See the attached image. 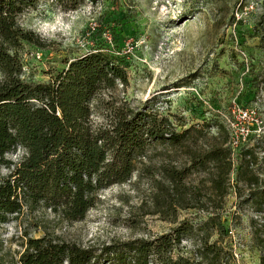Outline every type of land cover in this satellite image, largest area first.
Masks as SVG:
<instances>
[{
	"label": "rangeland",
	"instance_id": "1",
	"mask_svg": "<svg viewBox=\"0 0 264 264\" xmlns=\"http://www.w3.org/2000/svg\"><path fill=\"white\" fill-rule=\"evenodd\" d=\"M19 22L45 44L23 42L17 51L26 82H47L73 59L96 51L126 68L128 85L118 83L93 101L94 126L107 122V107L113 104L169 116L178 130L215 123L218 109L235 104L253 106L261 121L254 148L260 184L254 190L236 180L241 154L235 150L226 193L217 192L209 171L195 172L186 180L192 207L176 206L164 168L187 166L189 155L156 145L137 161L129 181L100 192L84 219L70 223L51 211L36 214L49 231L101 247L153 239L188 221L194 235L182 240L177 253L193 257L200 239L209 237L224 248L229 264H260L255 231L264 233V212L251 194L264 189V0H86L77 10L41 0ZM209 131L215 136L218 128ZM211 142L203 140L200 150ZM22 154L18 149L9 157L18 160ZM164 191L170 204L163 201ZM32 217L1 226L0 264H17L24 226L35 237L44 233Z\"/></svg>",
	"mask_w": 264,
	"mask_h": 264
},
{
	"label": "trees",
	"instance_id": "2",
	"mask_svg": "<svg viewBox=\"0 0 264 264\" xmlns=\"http://www.w3.org/2000/svg\"><path fill=\"white\" fill-rule=\"evenodd\" d=\"M40 1L0 0V228L34 215V227H42L44 232L35 237L30 226H24V249L17 264H229L224 248L210 242L209 237L200 239L193 257L176 252L185 237L194 235L188 221L153 239L135 238L95 247L59 238L36 215L51 211L70 223L84 219L100 192L129 181L137 161L156 145L189 155L187 166L164 168L176 192L173 202L181 208L192 207L187 204L193 198L186 180L193 173L209 171L217 192L226 193L234 170L233 150L220 114H216L215 123L178 130L169 116L113 104L107 107V122L94 126L93 101L118 83H129L126 68L102 51L73 59L47 82H26L17 51L23 42L40 47L45 44L34 31L23 28L19 18L37 8ZM48 1L65 10H77L86 0ZM213 126L218 133L210 136ZM257 138L260 135H254L239 150L236 176L237 182L252 188L260 184L254 170ZM209 139L210 147L200 150V143ZM18 149L23 154L13 160L9 154ZM3 169L7 173L2 174ZM162 194L164 203L170 204L165 191ZM251 195L264 212V189ZM261 231L256 229L255 239L260 264H264ZM2 247L0 240V250Z\"/></svg>",
	"mask_w": 264,
	"mask_h": 264
},
{
	"label": "built area",
	"instance_id": "3",
	"mask_svg": "<svg viewBox=\"0 0 264 264\" xmlns=\"http://www.w3.org/2000/svg\"><path fill=\"white\" fill-rule=\"evenodd\" d=\"M219 114L228 132V144L233 151L246 146L261 129L259 113L253 106L235 104L228 109L219 110Z\"/></svg>",
	"mask_w": 264,
	"mask_h": 264
}]
</instances>
